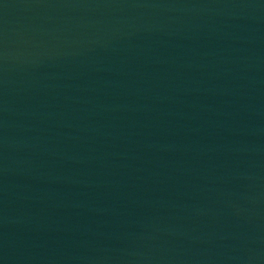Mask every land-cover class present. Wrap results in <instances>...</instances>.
Listing matches in <instances>:
<instances>
[{"label":"water","instance_id":"water-1","mask_svg":"<svg viewBox=\"0 0 264 264\" xmlns=\"http://www.w3.org/2000/svg\"><path fill=\"white\" fill-rule=\"evenodd\" d=\"M0 264H264V0H0Z\"/></svg>","mask_w":264,"mask_h":264}]
</instances>
